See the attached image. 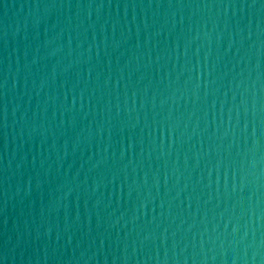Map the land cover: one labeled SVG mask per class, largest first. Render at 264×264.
Here are the masks:
<instances>
[{
	"label": "water",
	"instance_id": "water-1",
	"mask_svg": "<svg viewBox=\"0 0 264 264\" xmlns=\"http://www.w3.org/2000/svg\"><path fill=\"white\" fill-rule=\"evenodd\" d=\"M0 264H264V0H0Z\"/></svg>",
	"mask_w": 264,
	"mask_h": 264
}]
</instances>
